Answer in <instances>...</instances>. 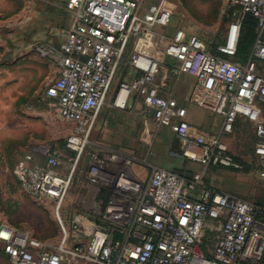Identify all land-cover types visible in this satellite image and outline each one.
<instances>
[{
    "label": "built area",
    "instance_id": "2783aa9c",
    "mask_svg": "<svg viewBox=\"0 0 264 264\" xmlns=\"http://www.w3.org/2000/svg\"><path fill=\"white\" fill-rule=\"evenodd\" d=\"M240 6L220 40L217 53L196 35L174 30L165 53L178 64L177 74L194 78L190 101L223 118L216 134H196L183 117L184 110L172 97L160 94L158 76L163 66L154 57L133 51L128 65L129 80H122L113 104L121 109L137 95L152 111L155 122L167 126L181 143L183 157L204 167L240 168L225 137L238 121L252 125L254 155L259 176L264 179V0H229ZM167 0L151 2L141 14L143 0H67L72 22L63 32L59 49L43 50L52 55L58 75L46 86V96L55 102L60 120L74 124L66 147L74 152V164L66 173L53 143L37 146L45 160L25 154L15 173L25 192L51 199L59 211L68 193L77 164L89 144L97 116L120 71L131 34L142 22L149 27H167L172 14ZM257 20V35L244 61L236 59L242 20ZM89 182L109 192L102 222L79 215L69 232L63 229L61 250H44V244L29 231L0 224V257L12 264H63L65 256L93 264H237L258 263L264 256V206L243 197L218 191L205 183L203 171L186 176L175 170L154 168L146 181L137 179L127 161L118 155L89 157ZM116 229L118 237H115ZM216 234L209 252L202 244ZM88 235L86 244L68 246L70 238Z\"/></svg>",
    "mask_w": 264,
    "mask_h": 264
},
{
    "label": "rangeland",
    "instance_id": "374dc122",
    "mask_svg": "<svg viewBox=\"0 0 264 264\" xmlns=\"http://www.w3.org/2000/svg\"><path fill=\"white\" fill-rule=\"evenodd\" d=\"M154 1L157 0H143L141 14ZM166 5L172 14L171 24L167 27L137 24L114 86L129 80V57L133 51H139L164 65L166 92L176 96L180 90L190 102L194 79L171 71L176 63L165 53L170 36L175 29L182 28L214 49L228 23L240 17V11L234 8L230 13L233 7L229 0H167ZM52 10L47 0H0V224L29 231L44 244V250L57 252L63 246L60 219L69 232L79 215L102 222L99 213L104 209L109 193L92 185L87 172L90 153L103 152L105 147L108 148L107 153L104 151L106 154L124 157L128 168L148 174L152 165L173 164L170 168L188 176L203 171L206 185L212 189L256 203L264 200V179L259 176V164L253 151L256 139L252 125L242 122L225 138L229 151L241 164L240 168H206L184 159L176 135L168 127L157 124L143 109L134 110L132 105L122 116H116L106 130L100 128L91 138L58 212L51 199L27 194L15 173V166L31 146L53 143L63 162L59 168L62 173L67 172L75 159L74 152L66 147V138L73 132V125L58 118L55 102L45 95L48 82L56 77L54 66L41 52L19 49L17 45L32 38L45 40V35L63 25L60 12ZM181 84L186 87H179ZM179 105L185 118L187 108L184 104ZM177 159L181 162L176 163ZM215 236L214 233L210 235L211 245ZM88 240V235L81 234L65 243L72 246L78 242L86 244ZM4 258L6 256L0 259V264H12L2 261ZM63 264L93 263L73 261L65 256Z\"/></svg>",
    "mask_w": 264,
    "mask_h": 264
},
{
    "label": "crops",
    "instance_id": "0c3cea01",
    "mask_svg": "<svg viewBox=\"0 0 264 264\" xmlns=\"http://www.w3.org/2000/svg\"><path fill=\"white\" fill-rule=\"evenodd\" d=\"M223 1H226V0H223ZM47 2H48V5H50V7H52V9H53L52 11L53 12H55V11L60 12L61 19H62V21H64L63 25H61L54 32H50V34L45 35V37H44L45 40L38 39V38H32L30 40L21 41L17 45H18L19 49H25V50L34 49V50H37V51L41 52L45 56V58L48 59L52 63V65L54 66V73L57 76L58 75V71H57V64H56L55 58L52 55L46 54L43 50H48L50 48H56V49L60 48L61 44L64 41L63 32L65 30H67L69 28V26L71 25L72 17L70 16V12L66 9L67 0H47ZM13 46H14V49H15V43L13 44ZM168 58H169V60H171L174 63H176L173 66L172 70H171L175 74L173 69H174V67H176L178 62L175 59L171 58V57H168ZM130 74H131V71L129 69V74L128 75L130 76ZM186 75H188V74H186ZM166 77H167L166 70L164 69V65H163L161 67V69H160V73H159V76H158L159 85H160V94L163 95L164 97L175 98L178 101L179 104H184L186 106L187 111H186V114H185V119L194 127V132L196 134H216V133H218L220 128H221L222 121H223L222 116L216 115V114H212L209 111H207V110L199 107L198 105L192 103L191 101L190 102L186 101L187 99H186L185 94H183V92L180 91V90L175 94L176 96H173V95L167 93L166 90H165V86H166L165 79H166ZM119 84L120 83H118L116 86H114V82H113V84L111 86V89H110V91L108 93L107 99L105 101V104L101 108V110H100V112H99V114L97 116L96 122L94 124V127H93V129L91 131L90 138H89V143L91 142V138H93L94 134L100 128H105L104 130H106V127H108V125L110 126V124L114 123L115 117L116 116H119V117L122 116L123 113L128 108H130L131 105L134 107V110H138L140 108L143 109V111L146 114L150 115L152 117V119L154 120L153 115H152V111L149 108H147L146 105L143 103L142 99L140 97H138L137 95H135V94L131 96V98H130V100L128 102V106L125 109L118 108V107H116L113 104L114 98H115L116 93H117L118 88H119ZM179 87L184 88L186 86L181 84V85H179ZM65 122H67V121H65ZM67 123H70L71 125H73V128H74V124L73 123H71V122H67ZM101 126H103V127H101ZM169 129L171 130V128H169ZM213 130H215V131H213ZM178 141H179V139H178ZM179 143H180V141H179ZM102 144H104V143H102ZM116 147H117V145L115 147H112L111 150L115 149ZM179 147H180V151H181V143L179 144ZM36 148H37L36 145L35 146H31L29 149H27L25 151L23 156L25 154L31 152L34 155L35 161L43 162V155L40 152H38L36 150ZM102 150H104L107 153L108 148L105 147ZM104 151L102 152L101 150L100 151L96 150L94 152H97L99 154L100 158H104V157H106V155H108ZM91 153H93V152H91ZM103 153H105V154H103ZM183 158L186 159L188 162H195V161L187 159L185 157H183ZM180 162H181V160H179V159L176 160V163H180ZM195 163H198V162H195ZM171 166H173V164L172 165H170V164L167 165L166 164L164 166L152 165L150 167V169H149L148 174L146 172H144V171H141V170H134V169H131V168H129V170L131 171V173L137 179H139L141 181H146L149 178V176H150V174H151V172H152V170L154 168H166V169L174 170V169L170 168ZM186 176H188V175H186ZM240 197H242V196H240ZM3 256H5V255H3ZM3 256H1L0 259L3 258ZM2 261L10 262L7 257L4 258Z\"/></svg>",
    "mask_w": 264,
    "mask_h": 264
},
{
    "label": "trees",
    "instance_id": "16d2710c",
    "mask_svg": "<svg viewBox=\"0 0 264 264\" xmlns=\"http://www.w3.org/2000/svg\"><path fill=\"white\" fill-rule=\"evenodd\" d=\"M232 7L233 8L230 10V13H232L235 10L234 8H236V9L238 8L240 11V15H241V7L240 6L236 5V6H232ZM256 29H257L256 18H254L253 16L248 15V14L245 15L243 20H242L241 31H240V36H239V40H238L237 55H236L237 60L244 61L248 57V55H249V53L253 47V44L255 42V38L257 35ZM209 50L213 53H217V44L215 45L214 49L209 48ZM240 123H242V122L238 121L236 123V125H238ZM254 137L256 139L255 135H254ZM102 190L108 192V190H106V189H102ZM106 201H107V199H106ZM256 204H258L260 206H264V200L260 199L259 202H257ZM114 232H115V237H118L119 235H118L116 229L114 230ZM211 234H212L211 232L208 234L209 239H210ZM210 242H211L210 240H207L202 244V248L207 253L209 252V250H208L209 248H208L207 244L211 245ZM237 264H264V256H263L262 260L258 263L246 262V261L240 260L237 262Z\"/></svg>",
    "mask_w": 264,
    "mask_h": 264
}]
</instances>
